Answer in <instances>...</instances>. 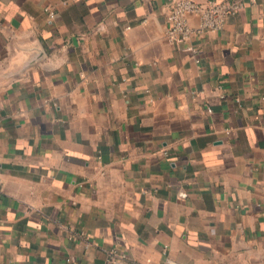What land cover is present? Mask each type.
I'll return each instance as SVG.
<instances>
[{"label":"crops","instance_id":"1","mask_svg":"<svg viewBox=\"0 0 264 264\" xmlns=\"http://www.w3.org/2000/svg\"><path fill=\"white\" fill-rule=\"evenodd\" d=\"M173 1L0 0V264H264V0Z\"/></svg>","mask_w":264,"mask_h":264},{"label":"built area","instance_id":"2","mask_svg":"<svg viewBox=\"0 0 264 264\" xmlns=\"http://www.w3.org/2000/svg\"><path fill=\"white\" fill-rule=\"evenodd\" d=\"M245 6L241 0H208L200 3L197 0H175L167 13V39L176 44H184L195 35H203L207 31H220L224 29L228 19L240 12ZM50 17L54 18V10L47 8ZM198 17V24L191 25L189 15ZM193 50L192 47H187ZM163 264H178L166 261Z\"/></svg>","mask_w":264,"mask_h":264}]
</instances>
